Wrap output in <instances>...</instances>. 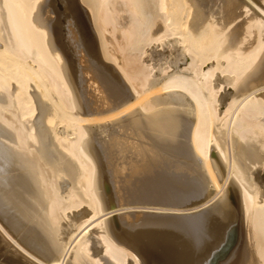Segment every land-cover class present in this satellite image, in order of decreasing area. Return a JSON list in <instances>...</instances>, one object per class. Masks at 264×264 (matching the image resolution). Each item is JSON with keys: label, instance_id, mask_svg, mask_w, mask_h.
Masks as SVG:
<instances>
[{"label": "bare ground", "instance_id": "6f19581e", "mask_svg": "<svg viewBox=\"0 0 264 264\" xmlns=\"http://www.w3.org/2000/svg\"><path fill=\"white\" fill-rule=\"evenodd\" d=\"M0 264H264V0H0Z\"/></svg>", "mask_w": 264, "mask_h": 264}, {"label": "rangeland", "instance_id": "374dc122", "mask_svg": "<svg viewBox=\"0 0 264 264\" xmlns=\"http://www.w3.org/2000/svg\"><path fill=\"white\" fill-rule=\"evenodd\" d=\"M64 39H66V35H64ZM66 41H68V39H66ZM72 53H73V56H74L75 52L73 51ZM75 56H74V58H75ZM212 202L214 203V200ZM210 204H211V202L206 205V207L210 206L209 208L204 207L205 209L203 208L201 211L202 212H208L210 210V208L213 206V204H211V205ZM153 216H168V214H165V215L164 214H145L142 217H140V220H139L138 223L140 224L141 220L146 218V217H153ZM132 219H133V221L130 220L132 223H130V221H129V224L138 225V223H135V222H137L136 219L135 218H132ZM241 240H242V232H241L240 228H238L237 231H236L235 237H234V239L232 241V244L230 246L231 248H230L229 252H227V255L224 256L223 259H226L230 255L231 251L234 250L237 246H239V243L241 242Z\"/></svg>", "mask_w": 264, "mask_h": 264}]
</instances>
